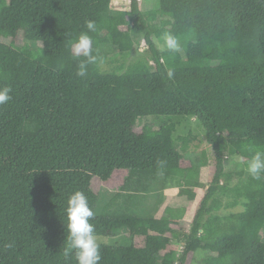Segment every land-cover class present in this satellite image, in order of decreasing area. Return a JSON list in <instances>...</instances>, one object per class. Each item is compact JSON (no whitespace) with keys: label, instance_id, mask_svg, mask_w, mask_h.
Instances as JSON below:
<instances>
[{"label":"trees","instance_id":"1","mask_svg":"<svg viewBox=\"0 0 264 264\" xmlns=\"http://www.w3.org/2000/svg\"><path fill=\"white\" fill-rule=\"evenodd\" d=\"M145 7L0 0V87L13 90L0 106V264H77L66 231L75 191L89 200L97 237L127 243H100L101 264H187L197 252L206 255L202 264H264V179L246 171L264 151V0H146ZM87 20L96 23L88 34L97 60L81 77L84 57L74 44ZM166 35L181 48L159 49L153 37ZM141 39L149 56L126 66ZM118 55L124 64L103 72ZM149 117L164 121L139 130ZM174 118H197L215 161L180 258L171 236L186 211L156 217L144 209L149 193L170 188L194 201L172 173L209 165L206 152L192 158ZM227 156L239 177L232 186L223 184ZM118 171H127L125 184L100 211L106 192L94 180Z\"/></svg>","mask_w":264,"mask_h":264},{"label":"rangeland","instance_id":"2","mask_svg":"<svg viewBox=\"0 0 264 264\" xmlns=\"http://www.w3.org/2000/svg\"><path fill=\"white\" fill-rule=\"evenodd\" d=\"M131 0H111V8L114 10L121 11H130ZM139 6L142 10H145L146 0H137ZM168 36V35H166ZM163 39H158L157 37H153L154 43L159 49H166L165 46V37ZM23 36H19V42L23 43ZM178 43V42H177ZM136 48L132 51L130 58L126 61V66L133 63L138 58H145L149 56L150 50L148 45L146 44L144 39H141L140 42H135ZM180 44L178 43L177 49H180ZM124 64L123 59L120 55L117 57H111L107 62L101 65V70L105 73H113L118 70V68ZM152 66V63H149ZM148 120L141 121L139 125V130L142 128L145 129L147 124H151L150 126L155 129H159L160 125L163 123L164 118L162 117H149ZM175 122H177V135L182 138H190V151L192 152V158L201 157L203 152H206L209 165L206 167H202L199 169L190 168L189 166L183 168L180 171H177L173 174V177H176L178 180H182L187 187V189L193 191L196 194V199L194 201L189 200L186 196H181L180 189H170L168 192L164 191H156L152 192L148 199H145L144 209L149 211V215L154 214L156 217H161L165 214V211L168 208H173L174 210L184 209L186 211L183 220L179 227L176 228L178 232V236L175 238L171 236V239L174 241L172 244L174 248H177L178 258L181 257L183 252V235L190 232L191 223L193 217L195 215L196 209L204 198L206 190L208 189L209 184L212 181V177L215 171V161L211 157H209L210 147L206 142L204 137V130L200 123L197 121V118H174ZM212 151V150H211ZM227 165H226V174L223 181V184L235 185L237 184L239 177L234 175L235 165L231 162L232 158L229 156L226 157ZM235 161L243 163V159L235 158ZM243 168V165L241 166ZM240 168V170H241ZM239 170V169H238ZM127 171H118L108 182H101L98 179L94 180V188L98 191L99 188L103 189L104 192L101 196V201L98 205V209L100 211L106 207L109 200H112L115 193L119 191L120 187L125 184V177L127 176ZM234 175V176H233ZM125 194V193H124ZM122 200L119 197V201ZM224 203H226L224 201ZM232 212H241L243 208L239 206L238 208L231 209ZM229 211L222 210L223 214L228 213ZM98 241L103 244H109L112 246H127V243H122L120 238H110V237H97ZM205 254L202 252H197L192 254L187 261V264H202L203 259L205 258ZM179 264V263H176Z\"/></svg>","mask_w":264,"mask_h":264},{"label":"clouds","instance_id":"3","mask_svg":"<svg viewBox=\"0 0 264 264\" xmlns=\"http://www.w3.org/2000/svg\"><path fill=\"white\" fill-rule=\"evenodd\" d=\"M85 27L87 31L82 32L74 44L77 56L84 57L79 62L76 73L81 77L86 75L87 65L93 64L97 60V57L93 54L92 37L88 34L96 31V23L95 21L87 20L85 21ZM165 46L170 50L177 49L176 38L171 35L166 36ZM151 63L153 66L154 63ZM12 91L10 86L0 87V106L6 105L13 99ZM164 163V161H157L158 166H163ZM246 171L254 180L264 179V151L257 150L254 152V155L247 162ZM94 215L95 213L90 207L89 200L83 192L75 191L69 196L66 208L67 240L69 242V251L74 250V259L77 264H101V244L95 232V225L90 222ZM11 246V244L8 245V247Z\"/></svg>","mask_w":264,"mask_h":264},{"label":"crops","instance_id":"4","mask_svg":"<svg viewBox=\"0 0 264 264\" xmlns=\"http://www.w3.org/2000/svg\"><path fill=\"white\" fill-rule=\"evenodd\" d=\"M170 189L173 190V189H175V188H170ZM170 189H166L165 192H168ZM150 194H151V193H149V194L147 195V197H149ZM147 197H146V199H148Z\"/></svg>","mask_w":264,"mask_h":264}]
</instances>
